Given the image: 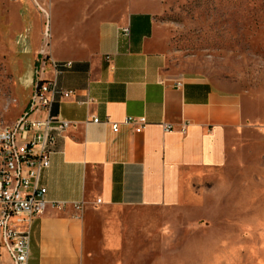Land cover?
I'll use <instances>...</instances> for the list:
<instances>
[{
    "label": "crops",
    "instance_id": "obj_1",
    "mask_svg": "<svg viewBox=\"0 0 264 264\" xmlns=\"http://www.w3.org/2000/svg\"><path fill=\"white\" fill-rule=\"evenodd\" d=\"M115 7L117 17L106 10L88 22L72 21L67 8H52L50 53L59 65L57 84L72 91L56 98L52 113L76 123L58 137L40 176L46 198L64 206L48 205L34 220L28 264H147L156 249L152 242L172 237L180 213L185 221L202 218V193L220 182L235 139L249 127L244 98L227 88L225 78L167 67L155 39L160 0H117ZM23 25L30 28L24 56L29 80L17 89L18 116L35 87L39 13L27 14ZM126 26L128 36L121 32ZM85 31L91 39L76 46ZM16 65L23 70L19 61ZM44 77H53L49 66ZM93 116L98 123H85ZM126 116H145L142 132L120 124L112 133L106 120L121 122ZM163 122L175 130L165 132ZM0 264H11L3 249Z\"/></svg>",
    "mask_w": 264,
    "mask_h": 264
},
{
    "label": "rangeland",
    "instance_id": "obj_2",
    "mask_svg": "<svg viewBox=\"0 0 264 264\" xmlns=\"http://www.w3.org/2000/svg\"><path fill=\"white\" fill-rule=\"evenodd\" d=\"M160 1L155 39L167 67L175 73L225 78L227 88L244 98L249 127L235 139L220 182L202 193V218L185 221L180 213L172 237L152 242L156 249L147 264H264V0ZM116 2L30 0L20 5L0 0V116L6 123L18 116L17 91L29 80L24 56L30 50V28L23 25L25 16L38 12L42 30L40 7L50 19L56 6L67 8L72 21L88 22L106 10L107 16L117 17ZM88 35L82 33L76 46L90 40ZM18 61L22 71H17ZM4 105H11L8 111Z\"/></svg>",
    "mask_w": 264,
    "mask_h": 264
},
{
    "label": "built area",
    "instance_id": "obj_3",
    "mask_svg": "<svg viewBox=\"0 0 264 264\" xmlns=\"http://www.w3.org/2000/svg\"><path fill=\"white\" fill-rule=\"evenodd\" d=\"M16 1V0H10ZM35 4L37 0H31ZM43 16V28L39 56L36 59L33 76L34 90L28 104L16 120L8 124L0 116V250L3 249L11 264H28L31 257V232L34 220L48 205L61 208L62 201H50L46 198V187L40 183V176L49 167L50 155L58 137L76 122L61 118L52 113L56 98H67L72 91L58 87L56 75L58 63L50 53L51 27L48 11L40 7ZM123 35H129V27L121 29ZM49 66L53 77L45 78ZM70 66V62L63 64ZM180 86V82H176ZM11 105H4L8 111ZM98 123L96 116L85 123ZM110 124L112 133H117L120 124L132 126L137 133L142 132L147 121L145 116H126L121 122ZM165 132L175 129L165 122L160 124ZM187 123L178 129L184 133ZM101 199L97 198L96 203ZM80 209L82 203H75Z\"/></svg>",
    "mask_w": 264,
    "mask_h": 264
}]
</instances>
